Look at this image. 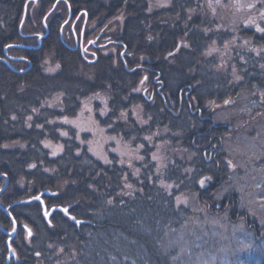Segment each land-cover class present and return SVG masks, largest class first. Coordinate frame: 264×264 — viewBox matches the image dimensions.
Segmentation results:
<instances>
[{
  "label": "trees",
  "instance_id": "1",
  "mask_svg": "<svg viewBox=\"0 0 264 264\" xmlns=\"http://www.w3.org/2000/svg\"><path fill=\"white\" fill-rule=\"evenodd\" d=\"M30 1L0 0V58L8 45L36 46L42 20L59 0H41L33 10ZM60 1L39 49H8L30 69L18 73L0 62V175L8 179L0 205L10 207L18 228L11 241L17 262H6L7 237L0 232V264H179L168 237L186 223L184 195L200 193L210 204L231 181L220 155L229 131L207 110L245 95L248 109L255 99L264 111V31L257 30L264 29V0ZM68 6L73 17L87 14V26L102 17L106 24L121 21L113 55L100 51L89 64L66 47L60 27ZM95 24L86 35L97 31ZM47 57L57 65L53 73L44 70ZM58 96V105L48 106ZM98 99L105 101L96 110L99 128L119 144L139 147L142 164L120 152L95 156L85 135L64 127L84 101ZM159 138L172 161L156 169L149 156ZM44 142L61 143V154L52 158ZM4 182L0 177V189ZM43 190L57 193L43 197L48 209L70 207L87 223L78 227L54 212L49 227L40 204L21 203ZM229 201L236 205L224 198L209 217L221 215ZM10 226L0 209V227Z\"/></svg>",
  "mask_w": 264,
  "mask_h": 264
},
{
  "label": "rangeland",
  "instance_id": "2",
  "mask_svg": "<svg viewBox=\"0 0 264 264\" xmlns=\"http://www.w3.org/2000/svg\"><path fill=\"white\" fill-rule=\"evenodd\" d=\"M100 1L107 2L109 0ZM56 2L57 7L61 1ZM30 3L34 5L33 2ZM36 5L32 6L31 10ZM67 9L66 19H69V15L72 12L69 6ZM26 14L27 9L25 17ZM83 16L84 11L80 12L77 24H72L73 31L63 33V28L61 38L63 42L65 40H63V37L65 36L67 41L65 40L64 44L66 47L70 50H75L77 47V36L81 37L83 35L84 47L82 49L84 51L82 50V57L90 59L87 60V63L95 64L98 58L96 56L93 58L86 56L84 54L85 50H92L89 46L97 42V44H101L99 46L102 54L113 55L116 52L114 45L119 43L114 37L119 34L121 21L114 20L106 24V20L105 22L103 21L104 17L98 18L96 20L97 23H94L95 26L98 24L97 31L88 36L86 34L94 27V24L89 23L87 26L89 30L84 33L83 30L80 32L79 26L81 27L80 23L82 24L84 21ZM63 24H66V22ZM69 27L68 25V30ZM26 37L24 36V38ZM75 43V47H72ZM100 50L97 52L100 53ZM11 57L15 56L11 55ZM122 57L123 52L120 53V59ZM43 67L48 73H53L57 70V65L51 61L50 57L45 58ZM246 99L245 95H240L237 99L235 98V101H231L232 106L230 107L227 103H224L223 106H228L227 108L213 106L207 110L215 111L212 118L215 125H222L229 131L222 140V150L219 153L224 155L226 161L230 164L229 176L231 181L216 194V200L210 204L204 201V198H200V193L184 195V198L187 197L182 200V204L187 209L186 223L178 233H175V236L168 237L170 247L177 249L175 259L179 264H247L243 258H246L247 261L250 259L252 264L264 262L261 259V256L264 259V111L260 112L257 109L258 106L256 108L259 103L255 99L252 101L254 103L251 104V110L248 109L246 107ZM58 102L59 96L55 97L48 106H57ZM99 104L102 106L105 101L99 99L84 101L76 117L63 120L64 127L74 130L80 138L85 135L88 139V150L95 156L103 157L104 150L114 154L120 152L127 159L134 160H131L130 163L135 165L142 164L141 154L137 155L140 151L138 146V149L134 150L133 143L119 144L118 141L107 136L99 128L96 120L97 113L98 116L102 117V115H99L100 111H96ZM160 139L155 142V154L149 156L156 169H161L172 161L169 160L170 157L166 158L164 152L166 144H163ZM82 144L84 143L80 145ZM111 145L114 148H109ZM44 148L50 153L52 158L57 157L62 152L61 143L44 142ZM141 150L144 151V149ZM176 153L178 154L177 151ZM178 156L185 157L184 159L189 162L193 155L183 156V152H179ZM227 197H231L232 201L236 199V205H231L229 201V207L223 209L221 215L209 217L211 211L209 209L213 206L216 208L219 206L221 208L224 207L223 199ZM26 230H24L25 243L27 242Z\"/></svg>",
  "mask_w": 264,
  "mask_h": 264
},
{
  "label": "water",
  "instance_id": "3",
  "mask_svg": "<svg viewBox=\"0 0 264 264\" xmlns=\"http://www.w3.org/2000/svg\"><path fill=\"white\" fill-rule=\"evenodd\" d=\"M38 1H41V0H31L30 2H33V6H35ZM29 2H27L26 4H28ZM56 4L57 2L54 4V6L52 7V9L46 14V16L44 17L43 19V26H44V29H45V32L41 35H38L37 37V42L38 44L34 47H30V46H23V45H18V44H12V45H8L4 48V54H5V57L4 58H0V62H3L5 63L6 65H8L11 69H13L14 71L18 72V73H23L25 71H27L28 69H30L31 67V63L29 61H26V63L28 64V67L23 69V70H16L14 69L10 64H9V61L11 60H18V59H14V58H11L8 56L7 54V51L8 49H12V48H20V49H39V47L41 46V42H42V39H44L47 34H48V29H47V26H46V18L50 15V13L54 10V8L56 7ZM27 6V5H26ZM26 11V9H25ZM25 11H24V14H23V17H22V21H21V24H20V27H19V31L23 25V22H24V19H25ZM62 39V38H61ZM118 44V43H116ZM72 49V48H71ZM74 50V49H72ZM124 67H126V64L124 63ZM161 85L162 83L159 82ZM0 177H3L5 179V182L3 184V186L1 187L0 189V194L2 193V191L7 187L8 185V179L6 176L4 175H0ZM57 193L56 192H51L49 190H43L41 192H39L37 195L33 196V197H30L28 199H25L23 200L21 203L22 204H30V203H38L40 204L41 206V212H42V216L45 220V222L47 223V225L49 227H51V222H50V217L53 215L54 212H59L61 213L64 217H66L68 220H70L72 223H74L76 226H80L81 224H84V223H87L85 221H80V220H77L74 216H72L70 213H69V209L70 207H62V206H53L51 208H47L45 203H44V199L43 197L44 196H56ZM38 198V199H37ZM9 208L10 207H7V208H4L0 205V209H2L9 217L10 221H11V230L8 231L2 227H0V232H2L6 237H7V240H6V247H7V256H6V262H9L10 260H14L15 262H17V256H16V253L14 251V249L12 248L11 246V241L13 239V237L15 236V233H16V230H17V223L15 221V219L12 217V215L10 214L9 212Z\"/></svg>",
  "mask_w": 264,
  "mask_h": 264
},
{
  "label": "flooded vegetation",
  "instance_id": "4",
  "mask_svg": "<svg viewBox=\"0 0 264 264\" xmlns=\"http://www.w3.org/2000/svg\"><path fill=\"white\" fill-rule=\"evenodd\" d=\"M70 11V10H69ZM80 12H82V11H80ZM80 12L76 15V17H73V14L71 13V15H69L70 17H69V19H66V21H64L63 23H65L66 22V24H62L61 25V27H60V33L62 32V29H63V31L66 33V32H68V25L70 26L69 27V29L71 30V31H73V29H72V24L73 23H76V22H78L79 20H78V16H79V14H80ZM83 22H82V24H81V27H80V32H81V30H83V33L84 32H86L87 31V23H88V16H87V14L86 13H84V16H83ZM77 24V23H76ZM99 34V33H98ZM97 34V35H98ZM80 35V34H79ZM24 36H28V34H24ZM85 36V35H84ZM97 37V36H96ZM78 38V39H77ZM77 47L75 48V50H73V51H79V53L81 54V56H82V47H84V37H83V35L81 36V37H78L77 36ZM43 40V39H42ZM95 40H99V39H95ZM73 44V43H72ZM71 44V45H72ZM70 45V46H71ZM75 45H76V43L72 46V47H75ZM99 45H101L100 43L99 44H97V42L94 44V45H90L89 47L92 49V50H85V55L86 56H90V57H94V56H96V58H97V55H98V52L97 51H99L100 50V46ZM23 46H30V45H23ZM89 49V48H88ZM84 51V50H83ZM101 51V50H100ZM7 54H8V56L9 57H11V55H9V53H8V51H7ZM4 57H5V54H4ZM3 57V58H4ZM11 58H14V59H18V60H16V61H14V60H11V61H9V64H12V63H17V62H23V63H26V61H28L27 59H25V58H22V57H11ZM84 60L86 61V62H88L87 60H90V59H88V58H84ZM90 62V61H89ZM3 63V62H2ZM5 64V63H4ZM21 70H23V69H21ZM17 231V230H16ZM16 234V233H15Z\"/></svg>",
  "mask_w": 264,
  "mask_h": 264
},
{
  "label": "snow or ice",
  "instance_id": "5",
  "mask_svg": "<svg viewBox=\"0 0 264 264\" xmlns=\"http://www.w3.org/2000/svg\"><path fill=\"white\" fill-rule=\"evenodd\" d=\"M257 30H258V31H264V29H259V28H258ZM201 183H203V182H201ZM37 199H38V198H37Z\"/></svg>",
  "mask_w": 264,
  "mask_h": 264
}]
</instances>
